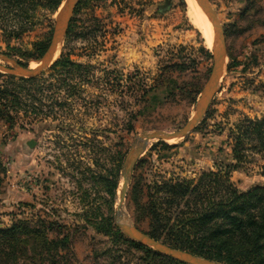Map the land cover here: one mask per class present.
I'll use <instances>...</instances> for the list:
<instances>
[{"label": "rangeland", "instance_id": "374dc122", "mask_svg": "<svg viewBox=\"0 0 264 264\" xmlns=\"http://www.w3.org/2000/svg\"><path fill=\"white\" fill-rule=\"evenodd\" d=\"M179 1L171 0L166 11L165 0H84L79 5L73 16L78 35L65 42V32L55 61L64 46L73 61L90 66L89 74L78 72L71 79L48 67L40 76L39 114L30 107L20 120L0 117V228L20 219L34 224L41 216L74 231L73 253L62 252L66 258L58 257L59 264H106L109 256H119L117 264H141L139 252L113 243L85 220L97 225L111 215L96 178L106 174L114 143L120 142L125 157L137 135L180 129L195 114L212 66L211 47L187 0ZM209 1L226 40L217 92L194 131L149 142L140 157L145 160L142 188L162 178L194 179L216 172L231 161L228 129L243 117H264V0ZM61 5L47 19L39 11L18 39L5 43L0 38V55L30 68L38 65L28 57L34 44L51 35ZM174 63L189 68L182 73L170 69L161 78ZM0 66L11 68L2 60ZM2 75L10 74L0 69V84ZM65 79L69 86L61 84ZM194 90L199 93L193 101ZM52 100L65 105L51 108ZM129 121L131 133L124 130ZM230 181L240 192L264 186V158L251 157L230 172ZM121 182L119 174L113 222ZM127 191L122 210L146 230L136 220L131 179ZM20 264L48 262L45 255L30 253Z\"/></svg>", "mask_w": 264, "mask_h": 264}, {"label": "trees", "instance_id": "16d2710c", "mask_svg": "<svg viewBox=\"0 0 264 264\" xmlns=\"http://www.w3.org/2000/svg\"><path fill=\"white\" fill-rule=\"evenodd\" d=\"M62 1L0 0V38L5 43L18 39L32 26L39 11L47 19L57 11ZM83 1L79 2L73 16ZM73 16L66 30L65 42L78 35ZM49 38L50 34L45 41L34 44L29 60L41 58ZM19 63L27 67V63ZM188 68L174 63L166 66L160 75L164 78L169 75L170 69L182 73ZM48 70L54 75L63 74L73 79L78 72H82V76L89 74L90 66L73 61L63 46ZM41 74L32 78L2 75L0 117L20 120L26 117L30 107L39 114L43 92ZM61 84L69 86L66 79ZM198 93L194 90L193 101ZM64 105L57 104L55 100L51 102V108H63ZM133 129L132 122H127L124 130L131 133ZM228 141L231 161L217 167L216 172H203L194 179L162 178L142 188L139 183L145 160H138L131 177L136 220L146 224L147 229L143 232L172 248L219 264H264V186L240 192L230 181V172L241 168L251 157L264 158V117L239 119L228 129ZM120 146V142L113 144L109 168L105 175L96 178L98 183L103 184L111 215L106 221L101 219L97 225L98 222L90 223L88 218L85 222L95 224L94 227L109 236L113 243L139 252L141 264H182L132 242L114 225L113 205L124 157ZM73 237L74 231L70 227L48 222L41 216L34 224L28 219L13 220L9 226L0 228V264H20L26 258L30 259V253L45 255L48 264H59L60 257L66 258L62 252L72 255ZM108 259L106 264L120 262L119 256H109ZM63 264L71 263L66 260Z\"/></svg>", "mask_w": 264, "mask_h": 264}, {"label": "water", "instance_id": "95a60500", "mask_svg": "<svg viewBox=\"0 0 264 264\" xmlns=\"http://www.w3.org/2000/svg\"><path fill=\"white\" fill-rule=\"evenodd\" d=\"M80 1L81 0H67L64 8L59 12L52 27L49 43L41 58L38 60V66L36 68L31 69L28 66L25 67L19 62L5 55H0V60L11 65V68H4L0 66V69L13 76L32 78L39 76L44 70L50 67L55 61L54 56L57 46L60 45V42L65 35L69 22L73 16V12ZM165 1L168 2V4L164 7V10L166 11L171 6V0ZM196 1L199 3L213 30V43L211 48L212 66L204 85L201 100L193 117L180 129L174 131H153L142 133L136 136L133 143L128 148L122 163L120 173L122 182L118 191V202L115 207L114 225L126 238L132 242H135L161 256L176 262L182 264H219L217 262L193 255L189 252L172 248L160 241L151 238L145 232L138 229L130 220L128 214L122 210V205L125 200V195L132 173L138 160L147 149L149 142L152 140L168 141L172 139L183 138L190 132L194 131L196 126L205 116L212 99L217 92V85L221 77L224 60L226 58L225 34L223 26L220 23L218 15L213 9L210 1ZM179 2L182 4L185 3L184 0H180ZM27 145L29 148H32L33 142L30 141L27 143Z\"/></svg>", "mask_w": 264, "mask_h": 264}, {"label": "bare ground", "instance_id": "6f19581e", "mask_svg": "<svg viewBox=\"0 0 264 264\" xmlns=\"http://www.w3.org/2000/svg\"><path fill=\"white\" fill-rule=\"evenodd\" d=\"M186 3H187V5L189 3V6L191 8V12H192L191 15L194 18L193 21H195V23H198L199 25H201L205 29V32L204 33H205V36H206V39H207V43L212 48V43H213V30H212V27H211L210 22L208 21L207 17L203 13V11H202L199 3L196 0H187ZM61 6L64 7L65 5H61ZM58 51H59V49L56 50L54 58L57 57ZM37 66L38 65H35L34 64L33 67H31V69H34Z\"/></svg>", "mask_w": 264, "mask_h": 264}, {"label": "flooded vegetation", "instance_id": "af4514ba", "mask_svg": "<svg viewBox=\"0 0 264 264\" xmlns=\"http://www.w3.org/2000/svg\"><path fill=\"white\" fill-rule=\"evenodd\" d=\"M168 4V2L165 1V6Z\"/></svg>", "mask_w": 264, "mask_h": 264}]
</instances>
